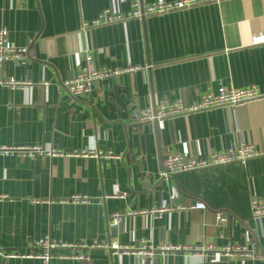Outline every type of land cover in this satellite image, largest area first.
<instances>
[{"label":"crops","instance_id":"0c3cea01","mask_svg":"<svg viewBox=\"0 0 264 264\" xmlns=\"http://www.w3.org/2000/svg\"><path fill=\"white\" fill-rule=\"evenodd\" d=\"M135 1L154 0H0V30L29 50L25 66L0 64V80L30 82L0 85V147L99 154L0 156V250L20 256L0 255V264H42L24 256L36 253L33 242L46 235L118 248L85 251L88 262L50 264H264V219H253L249 205L264 195V45H249L253 34L264 32V0H218L81 31L105 9L125 15ZM87 51L96 69L139 71L103 80L91 94L73 98L60 83L78 73ZM220 86H254L261 97L157 125L132 119L134 109L178 100L194 104ZM243 143L258 152L245 164L160 177L163 158L184 147L207 159ZM76 195L90 203L64 202ZM196 201L205 210L190 209ZM161 207L166 211L160 218L149 213ZM216 212L225 218L219 227ZM229 244L256 257L215 253ZM143 245L154 248L151 256L135 254ZM206 245L213 250L193 251ZM167 246L179 250L164 251Z\"/></svg>","mask_w":264,"mask_h":264},{"label":"built area","instance_id":"2783aa9c","mask_svg":"<svg viewBox=\"0 0 264 264\" xmlns=\"http://www.w3.org/2000/svg\"><path fill=\"white\" fill-rule=\"evenodd\" d=\"M218 0H154L149 3H139L135 1L131 4V9L127 14H122L115 7H109L101 12L98 17L90 23H83L81 31L87 32L90 28L111 24L115 22H124L129 19L143 20L149 16H163L172 12L183 11L197 6L205 5L208 3H214ZM249 45L251 47L264 45V32L253 34L250 38ZM29 60V50L27 47H17L11 44L7 38L6 29L0 30V64L5 62H11L17 66H25ZM139 71L137 66L126 68H99L96 69L93 66L92 56L90 52H85L84 65L79 69L78 73L68 80H63L60 83V89L66 90L73 98L80 96H87L95 89L96 85L106 79L121 76L126 73H134ZM0 85L10 88H20L30 85V82L16 81L14 79L0 80ZM261 97L258 89L254 86L234 89L224 88L220 86L216 93L206 94L201 100L194 104H184L181 101H174L171 103H161L157 107H148L144 109H134L131 113L132 119L139 124H151L157 125L165 120L188 116L199 112H207L219 108H232L244 106L250 102H253ZM258 152L253 146L248 144H240L239 146H233L227 150L220 152H213L207 159H200L192 156L187 148L184 147L182 152L177 154H170L163 158V170L160 173L161 178H167L169 176L194 171L201 168H208L212 166L226 165L230 163L245 164V162L255 157ZM0 156L2 157H24L29 159H35L38 157L48 158H73L81 157L84 159L90 157H99V154L94 151L82 150L80 152H63L57 149H47L40 145H24V146H1ZM105 158H119L111 155L105 156ZM2 198H0L1 200ZM65 203L72 204H89L90 199L87 196L76 195L72 196ZM250 212L253 219H264V195L261 197H254L249 202ZM190 209L205 210V204L201 201H196ZM166 211V208L161 207L151 210L149 213L154 214L155 218H160ZM137 214V213H134ZM129 215V214H128ZM217 226L219 227L225 218L221 212L215 214ZM113 219L116 223H119L122 216L115 215ZM32 246L37 250L36 253L24 256L26 258H33L39 260L42 264H50L53 260H72L78 262H88L89 258L85 251H89L94 248H109L118 250L116 246L99 245V244H71L65 242H59L52 240L49 236H44L35 242ZM152 246L143 245L136 255H152ZM164 251L179 250L176 247H165ZM57 250L65 251V253L55 254ZM213 250V246L206 245L195 247L194 252H203ZM122 254H128L129 250L123 248ZM226 258H255L253 252L247 251L240 246L227 245L220 252ZM0 255L4 259L20 258L13 252H6L0 250Z\"/></svg>","mask_w":264,"mask_h":264}]
</instances>
